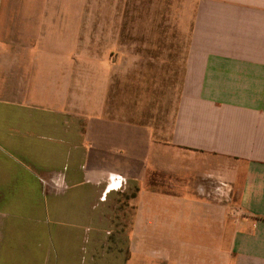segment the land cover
Instances as JSON below:
<instances>
[{
	"label": "crops",
	"instance_id": "1",
	"mask_svg": "<svg viewBox=\"0 0 264 264\" xmlns=\"http://www.w3.org/2000/svg\"><path fill=\"white\" fill-rule=\"evenodd\" d=\"M86 1L0 0V264H264V0H124L188 36L172 107L157 90L125 120L70 107ZM131 53L141 87L182 52Z\"/></svg>",
	"mask_w": 264,
	"mask_h": 264
},
{
	"label": "rangeland",
	"instance_id": "2",
	"mask_svg": "<svg viewBox=\"0 0 264 264\" xmlns=\"http://www.w3.org/2000/svg\"><path fill=\"white\" fill-rule=\"evenodd\" d=\"M116 3L114 0H101L102 5L98 7L94 6L92 0L86 1L84 30L80 31L82 38H76V23L70 21L69 47L76 49V41L81 42L84 47V53L69 55L70 107L71 105L76 107V101L79 100L85 102L86 111L94 113L100 100L107 101L109 96L111 100L116 98L120 119L125 120L122 117L124 113L135 111L137 112L135 115H138L140 107L145 108L148 104V97L155 95L159 90L164 95H171L170 100L166 102V107L171 108L181 88L185 61L184 47L188 44V36L182 34V29L174 17H149L152 21L147 23L148 17H140L135 12L132 17H126L124 0H116ZM137 9L140 11V6L134 5V11ZM147 29L148 38L141 34ZM146 45L180 47L182 53L168 55L171 62L169 69L161 71L155 64L147 65V78H145L147 84L141 87L131 85L133 80L128 78L129 83L125 86L127 79L125 77L134 76L131 72L137 71L130 70V65L128 67L126 65L141 56L131 52L139 51L140 47ZM154 55L149 53L143 56ZM113 63L116 66L113 67ZM115 72L118 77L117 92L114 93V89L108 95L107 92L103 100L102 88L107 85L109 74L113 75ZM161 76L165 77L163 81ZM157 80L159 83L162 82V86H157ZM116 176L110 174L108 178L113 180L112 183H115L116 179H125L124 175H118V178Z\"/></svg>",
	"mask_w": 264,
	"mask_h": 264
}]
</instances>
